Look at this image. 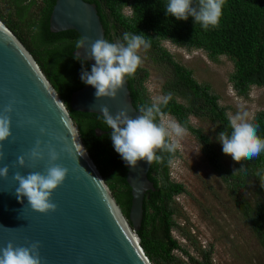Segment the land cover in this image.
<instances>
[{
	"label": "trees",
	"instance_id": "16d2710c",
	"mask_svg": "<svg viewBox=\"0 0 264 264\" xmlns=\"http://www.w3.org/2000/svg\"><path fill=\"white\" fill-rule=\"evenodd\" d=\"M57 0H0V20L24 44L33 56L53 88L66 105L79 130L83 144L103 176L110 191L130 224L132 189L127 183L128 170L122 157L115 151L110 128L101 116L76 112L71 108L74 92L86 84L81 80L82 68L91 71V65H82L74 54L75 41L80 35L75 31L53 33L50 17ZM97 6L105 29V39L115 42L124 32L143 34L151 41V47L143 51L153 63L166 68L162 94L171 93V100L162 110L193 133L203 145V152L215 171L229 189V196L264 247V153L253 160L235 162L233 168L225 166L219 156L222 144L217 137L220 132L231 131L228 110L220 105V98L210 86L200 84L191 69L176 61L163 46L171 42L187 51L202 50L212 61L222 56L234 64L230 83L236 94L248 98L252 88L264 89V0H226L223 15L217 27L204 30L194 19L177 20L166 14L168 0H85ZM6 2V7L1 5ZM129 8L131 15H126ZM25 30L26 34L24 33ZM150 77L148 68L142 64L133 75L126 76L134 107L152 101L146 88ZM191 117L208 120L216 126V135L205 134L191 124ZM257 125L258 135L264 137V111L258 112L252 121ZM109 132L97 136L96 130ZM160 161H153L149 179L156 192H150L144 200V219L136 232L140 245L152 264H182L173 256L183 251L180 242L172 236L180 231L176 222L175 198L186 192L182 184L171 179L170 168L179 157V151H157ZM241 164L245 172H234ZM234 172V173H233ZM260 172L261 175H257ZM250 185L253 189L249 193ZM189 238V234H182ZM187 253V252H185ZM188 254V253H187ZM203 254L208 264L209 254Z\"/></svg>",
	"mask_w": 264,
	"mask_h": 264
},
{
	"label": "water",
	"instance_id": "95a60500",
	"mask_svg": "<svg viewBox=\"0 0 264 264\" xmlns=\"http://www.w3.org/2000/svg\"><path fill=\"white\" fill-rule=\"evenodd\" d=\"M50 30L75 31L93 41L105 39L97 6L85 0H57ZM74 54L87 59V46ZM95 92L91 85L74 92L72 110L100 116L101 107L107 106L113 115L124 109L133 118L139 115L126 78L114 99L97 98ZM13 97L18 102L11 113L12 135L2 142L5 155L0 160V168H9L7 178L0 177V248L10 241L25 247L39 241L42 264H152L136 232L142 227L146 195L157 191L149 179L153 162L141 160L133 168L122 159L132 189L131 227L86 150L66 105L24 44L0 20V111ZM41 127L49 134L42 135ZM96 133L100 137L109 132L97 129ZM37 139L43 142L45 159L33 161L27 154ZM49 143L60 153L56 163L67 168L68 175L52 194L56 211L40 213L31 209L27 197L17 198L19 185L14 174L44 172ZM21 155L25 167L18 164Z\"/></svg>",
	"mask_w": 264,
	"mask_h": 264
},
{
	"label": "clouds",
	"instance_id": "9594fccd",
	"mask_svg": "<svg viewBox=\"0 0 264 264\" xmlns=\"http://www.w3.org/2000/svg\"><path fill=\"white\" fill-rule=\"evenodd\" d=\"M225 2L226 0H168L165 10L167 15L177 20L186 21L192 17L195 24H200L207 30L219 25ZM86 46L87 59H82L78 54L75 58L80 60L82 65L88 59L94 60L95 63L90 72L82 68V82L96 89L97 98L114 99L123 88L125 77L133 75L143 63L140 51L149 49L151 41L146 40L143 34L131 32H124L122 38L115 42L104 38L93 41L81 35L75 41V48L80 50ZM171 98V93L156 97L150 104L139 107V115L134 118L126 109L113 115L107 106L101 107L100 116L112 130L110 135L114 149L127 165L135 168L141 160L148 164L160 161L158 150L175 153L179 147V140L187 134V128L163 112V106H166ZM17 102L13 97L0 111V160H3L5 155L2 142L12 135L11 113ZM228 122L231 131L224 130L217 137L225 155L240 163L243 160H253L264 153V137L258 135L257 125L249 118L247 111L241 109L235 114H229ZM40 132L42 135L49 134L43 127ZM42 143L40 139L36 140L35 146L27 154L29 159H45ZM59 158L60 153L49 143L48 166L44 172H29L26 176L20 172L14 174V179L19 185L16 188L17 198L27 197L34 211L48 213L57 209V205L52 202V194L68 175V169L56 163ZM17 159L19 166L25 167V156L21 155ZM237 171L245 172L246 168L241 164L239 169L234 170ZM8 173V166L0 168V177L7 178ZM257 175L261 173L258 172ZM40 247L39 241L30 242L26 247L15 246L10 241L6 247L0 248V264H42Z\"/></svg>",
	"mask_w": 264,
	"mask_h": 264
},
{
	"label": "rangeland",
	"instance_id": "374dc122",
	"mask_svg": "<svg viewBox=\"0 0 264 264\" xmlns=\"http://www.w3.org/2000/svg\"><path fill=\"white\" fill-rule=\"evenodd\" d=\"M6 4L3 2L1 7L5 8ZM125 13L131 15V10L127 8ZM163 46L176 61L193 71L200 84L210 86L211 91L219 96L220 105L227 108L228 115L243 109L253 121L258 112L264 111L263 88H252L248 98L236 94L230 83L234 64L228 57L212 61L202 50L187 51L171 42H164ZM140 55L142 66L148 68L150 74L146 88L153 101L163 95L166 68L150 61L143 49ZM191 124L205 134L216 135V126L208 120L191 117ZM202 148L198 138L187 131L176 149L179 157L170 168L171 179L182 184L187 192L175 198V220L180 231L175 230L172 236L180 242L183 251H174L173 256L182 264H193L192 259L204 263L206 256L203 252L209 254L208 264H264V247L259 237L229 196L227 184ZM219 156L225 166L233 168L235 161L231 156L225 155L222 149ZM252 189L250 185L248 192ZM182 234H189V238Z\"/></svg>",
	"mask_w": 264,
	"mask_h": 264
}]
</instances>
